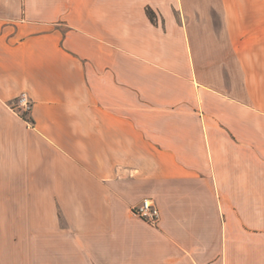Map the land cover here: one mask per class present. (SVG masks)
Segmentation results:
<instances>
[{
	"label": "crops",
	"instance_id": "obj_1",
	"mask_svg": "<svg viewBox=\"0 0 264 264\" xmlns=\"http://www.w3.org/2000/svg\"><path fill=\"white\" fill-rule=\"evenodd\" d=\"M0 264H264V0H0Z\"/></svg>",
	"mask_w": 264,
	"mask_h": 264
},
{
	"label": "built area",
	"instance_id": "obj_2",
	"mask_svg": "<svg viewBox=\"0 0 264 264\" xmlns=\"http://www.w3.org/2000/svg\"><path fill=\"white\" fill-rule=\"evenodd\" d=\"M31 105V100L27 94L23 93L17 98L12 110L16 114L26 118L31 110ZM131 212L133 216L143 220L151 226H156L159 222L160 215L158 208L150 198L143 199L137 206L132 208Z\"/></svg>",
	"mask_w": 264,
	"mask_h": 264
},
{
	"label": "trees",
	"instance_id": "obj_3",
	"mask_svg": "<svg viewBox=\"0 0 264 264\" xmlns=\"http://www.w3.org/2000/svg\"><path fill=\"white\" fill-rule=\"evenodd\" d=\"M147 14H148L149 18L151 19V21H153L154 18H153L152 13L150 12V10H147Z\"/></svg>",
	"mask_w": 264,
	"mask_h": 264
}]
</instances>
